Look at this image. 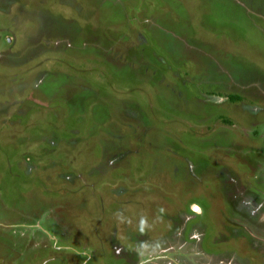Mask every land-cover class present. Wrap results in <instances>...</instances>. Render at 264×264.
<instances>
[{"label":"rangeland","instance_id":"1","mask_svg":"<svg viewBox=\"0 0 264 264\" xmlns=\"http://www.w3.org/2000/svg\"><path fill=\"white\" fill-rule=\"evenodd\" d=\"M0 264H264V0H0Z\"/></svg>","mask_w":264,"mask_h":264}]
</instances>
